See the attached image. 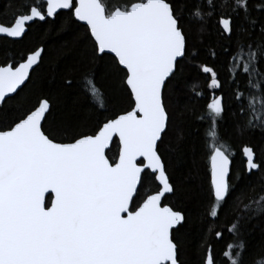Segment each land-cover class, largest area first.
<instances>
[{
  "label": "trees",
  "instance_id": "obj_1",
  "mask_svg": "<svg viewBox=\"0 0 264 264\" xmlns=\"http://www.w3.org/2000/svg\"><path fill=\"white\" fill-rule=\"evenodd\" d=\"M146 0H100L107 15ZM185 39L184 57L165 84L166 131L157 146L172 187L163 205L183 215L172 230L177 264H264V0H164ZM42 0H0V25L11 26ZM38 48L39 65L0 106V132L10 130L42 100L50 106L42 131L55 143L94 136L133 109L127 73L98 55L72 10L34 22L19 41L0 38V67H16ZM218 108L213 107V103ZM219 148L230 159L228 194L213 197L209 159ZM113 140L106 157L118 158ZM159 191L142 174L130 211ZM51 197L46 199V207Z\"/></svg>",
  "mask_w": 264,
  "mask_h": 264
},
{
  "label": "water",
  "instance_id": "obj_2",
  "mask_svg": "<svg viewBox=\"0 0 264 264\" xmlns=\"http://www.w3.org/2000/svg\"><path fill=\"white\" fill-rule=\"evenodd\" d=\"M42 2L44 13L32 7L11 26L0 25V38L19 41L34 22L72 10L98 55L112 56L127 73L134 106L73 143L43 133L46 100L0 132V264H177L171 232L184 218L163 205L172 187L157 152L168 121L163 90L185 54L171 6L146 0L107 15L100 0ZM42 53L38 48L16 67H0V106L27 83ZM114 139L119 153L111 164L106 153ZM209 166L213 197L223 202L230 159L215 148ZM145 171L159 191L131 212ZM205 264H213L210 257Z\"/></svg>",
  "mask_w": 264,
  "mask_h": 264
},
{
  "label": "rangeland",
  "instance_id": "obj_3",
  "mask_svg": "<svg viewBox=\"0 0 264 264\" xmlns=\"http://www.w3.org/2000/svg\"><path fill=\"white\" fill-rule=\"evenodd\" d=\"M213 107H214L215 109H217V108H218V104H217L216 102H214V103H213Z\"/></svg>",
  "mask_w": 264,
  "mask_h": 264
},
{
  "label": "flooded vegetation",
  "instance_id": "obj_4",
  "mask_svg": "<svg viewBox=\"0 0 264 264\" xmlns=\"http://www.w3.org/2000/svg\"><path fill=\"white\" fill-rule=\"evenodd\" d=\"M14 68V67H13ZM48 207V206H47ZM132 212V211H131ZM134 212V211H133ZM171 234H172V232H171ZM172 239V238H171ZM175 245V244H174Z\"/></svg>",
  "mask_w": 264,
  "mask_h": 264
}]
</instances>
